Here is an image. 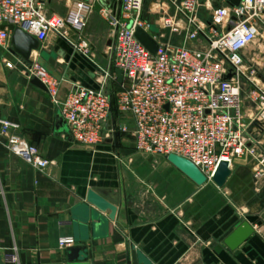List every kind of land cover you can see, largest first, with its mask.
I'll return each mask as SVG.
<instances>
[{"label":"crops","instance_id":"0c3cea01","mask_svg":"<svg viewBox=\"0 0 264 264\" xmlns=\"http://www.w3.org/2000/svg\"><path fill=\"white\" fill-rule=\"evenodd\" d=\"M96 27L93 20L86 27L93 40L89 60L54 33L32 51L36 59L45 53L58 100L74 85L97 88L109 68V41L102 31L94 34ZM161 32L160 41L168 43ZM10 49L0 47V119L16 123L12 133L49 164L29 165L0 135V264H264V177L254 179L250 160H235L222 188L210 180L198 186L167 157L137 152L132 121L114 105L105 138L94 146L76 143ZM107 91L114 97L115 79H108ZM241 110L246 116L253 106L242 100ZM89 188L116 197L114 220L85 203ZM243 220L255 232L231 251L223 239ZM63 236L76 244L59 247ZM73 247L81 251L72 260Z\"/></svg>","mask_w":264,"mask_h":264},{"label":"built area","instance_id":"2783aa9c","mask_svg":"<svg viewBox=\"0 0 264 264\" xmlns=\"http://www.w3.org/2000/svg\"><path fill=\"white\" fill-rule=\"evenodd\" d=\"M168 1L174 13L160 17L153 25L142 17L144 0H85L87 12L98 5L108 25L111 63L101 71L97 88L74 85L60 101L58 80L32 54L29 61L19 59L21 70L45 87L76 143L94 146L105 138L112 107L107 81L115 79L111 72L119 69L122 91L115 92L114 106L131 119L137 152L182 157L207 181L221 160L231 168L235 160L250 157L254 179L264 177V83L262 87L253 85V111L245 116L241 110L243 52L264 39V0H239L236 6L226 0ZM215 5H221V10H215ZM202 8L212 12L211 20L199 17ZM65 22L60 14L48 9L45 0H0V47L10 48L12 32L19 28L39 44L54 33L90 59L86 38L77 31L79 42L72 44L62 29ZM137 28L156 41L154 54L136 39ZM163 29L182 33V43L172 46L160 41L158 31ZM5 66L13 68L9 62ZM243 119L249 123L245 125ZM254 122L258 126L250 127ZM16 129V123L0 119L5 148L35 168L47 167L49 162L35 146L12 133ZM57 242L61 248L76 244L72 236L59 237Z\"/></svg>","mask_w":264,"mask_h":264},{"label":"water","instance_id":"95a60500","mask_svg":"<svg viewBox=\"0 0 264 264\" xmlns=\"http://www.w3.org/2000/svg\"><path fill=\"white\" fill-rule=\"evenodd\" d=\"M228 3L232 5H238L239 0H226ZM156 29L154 28L153 32ZM136 39L151 53L154 54L157 50L156 41L145 31L140 28H137L134 33ZM39 47L38 41L32 37L31 35L23 32L19 28H15L11 35V49L10 51L19 56L21 59L29 61L30 55L32 51L37 50ZM84 57V56H83ZM86 58V57H85ZM46 55L43 51L39 52V57L37 62L42 65L48 72L50 69L45 64ZM88 59V58H86ZM89 60V59H88ZM115 73V81H116V91L121 92V83L123 80L122 72L119 69L114 70ZM226 78H230V75H227ZM31 83L36 87L46 91L45 87L37 80L36 78H32ZM60 117V115L58 114ZM60 119H62L60 117ZM245 125L249 123L248 119H243L242 121ZM258 124L256 122L251 123L250 127H257ZM264 149V144H263ZM250 160V157H247ZM167 160L174 165L179 171H181L186 177H188L191 181H193L196 185H203L207 179L200 172V170L193 165L190 161L179 157L174 154H169L167 156ZM231 175V169L227 161L221 160L214 173L211 177L210 181L218 188H222L229 176ZM85 203L94 207L99 212H109L108 218L110 220H114L115 214L117 211L116 205V197H107L104 191L97 188H89L86 196ZM264 219V217H263ZM255 224L249 223L246 220L241 221L236 227L223 239V244L226 248L231 251L237 249L241 244L251 237L255 232ZM69 258L72 260L74 258H78V253L81 251L78 247L70 248L69 250Z\"/></svg>","mask_w":264,"mask_h":264},{"label":"rangeland","instance_id":"374dc122","mask_svg":"<svg viewBox=\"0 0 264 264\" xmlns=\"http://www.w3.org/2000/svg\"><path fill=\"white\" fill-rule=\"evenodd\" d=\"M47 7L50 11L60 14L65 19L63 31L68 33V38L72 44H78L77 31L82 33L89 43V57H93L92 50V36L86 33V27L89 21H95L97 27L95 35L99 32L105 33L108 38V25L106 21L99 14V6L96 5L92 12H87V5L85 0H45ZM158 5V9H156ZM167 6V11L164 14V8ZM154 9L156 10H153ZM221 5H215V10H221ZM156 11H159L158 13ZM174 13V6L168 0H144L142 8V17L151 22L153 25L162 16L172 15ZM84 17V21L81 18ZM199 17L204 20H211L213 18L212 12H206L203 8L199 10ZM151 30H154L152 26ZM164 34L163 40L172 46L179 45L181 42L182 34L173 33L170 30H161ZM160 33V31H158ZM73 35V39H72ZM244 65L243 71L245 72L241 79V101L246 106H250V93L253 90V85L262 87L264 83V39H259L254 44L246 49L244 52Z\"/></svg>","mask_w":264,"mask_h":264},{"label":"trees","instance_id":"16d2710c","mask_svg":"<svg viewBox=\"0 0 264 264\" xmlns=\"http://www.w3.org/2000/svg\"><path fill=\"white\" fill-rule=\"evenodd\" d=\"M112 105H114V97H112Z\"/></svg>","mask_w":264,"mask_h":264}]
</instances>
